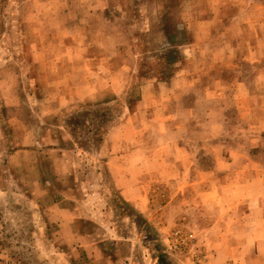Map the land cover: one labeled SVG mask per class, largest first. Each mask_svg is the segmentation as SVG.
I'll use <instances>...</instances> for the list:
<instances>
[{"label":"rangeland","instance_id":"1","mask_svg":"<svg viewBox=\"0 0 264 264\" xmlns=\"http://www.w3.org/2000/svg\"><path fill=\"white\" fill-rule=\"evenodd\" d=\"M0 264H264V0H0Z\"/></svg>","mask_w":264,"mask_h":264}]
</instances>
